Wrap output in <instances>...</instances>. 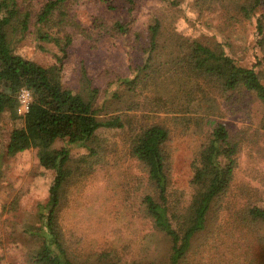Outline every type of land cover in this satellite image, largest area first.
<instances>
[{"label": "trees", "instance_id": "obj_1", "mask_svg": "<svg viewBox=\"0 0 264 264\" xmlns=\"http://www.w3.org/2000/svg\"><path fill=\"white\" fill-rule=\"evenodd\" d=\"M82 1L47 0L38 7L34 0H0V115L8 111L14 119L23 120L22 126L12 130L7 152L15 155L38 140L66 139L72 145H85L102 126L128 130L129 155L139 163L148 186L141 200L143 213L150 218L154 232L167 242L165 255L141 260L145 259L143 264H187L193 242L207 230L214 204L233 184L245 141L241 131H232L225 122L220 99L255 95L262 105L264 131V81L258 69L264 62L242 65L225 43H204L175 30L162 39L156 20L143 62L137 64L133 77L120 79L111 98L99 101L101 89L97 84L91 86L94 79L82 64L80 79L91 90L86 100L63 80V58L73 42L69 29L79 30L94 42L95 28L113 37L126 35L135 20L136 0H121L130 6V21L109 23L97 17L92 28L79 18L77 8ZM102 1L117 7L113 0ZM239 11L253 25L257 44L264 47V0H244ZM34 26L40 41L59 46L64 42L63 57L56 64L44 66L15 52V36L26 38ZM23 86L31 90L33 100L29 112L21 116L17 108ZM112 112L117 114L110 115L107 122L99 120L100 115ZM175 130L201 136L190 162L192 193L185 202L183 193L173 190L170 175L168 143ZM101 156V150L93 147L77 157L67 147L40 156V164L54 171V177L48 201L39 205L41 223L25 229L30 240H38L30 254L32 264H120L115 248L100 253L97 261L78 259L67 245L59 221L67 188L94 171ZM239 222L245 226L264 223V207L245 209ZM235 260L237 264H264V248Z\"/></svg>", "mask_w": 264, "mask_h": 264}, {"label": "rangeland", "instance_id": "obj_2", "mask_svg": "<svg viewBox=\"0 0 264 264\" xmlns=\"http://www.w3.org/2000/svg\"><path fill=\"white\" fill-rule=\"evenodd\" d=\"M34 1L40 7L47 0ZM113 1L116 8L108 7L102 0H83L77 8L79 18L88 27L97 17L109 23L118 19L130 21V6L121 0ZM202 1L136 0L135 20L128 25L130 31L113 37L95 28V42L70 28L73 42L68 56L63 58L65 84L89 99L90 87L80 79L84 63L94 79L91 86L97 84L101 89L99 101L111 98L120 79L133 77L137 64L143 62L156 20L160 21L162 39L175 30L204 43H225L242 65L264 62V47L257 44L253 25L239 11L244 0H213L203 6ZM32 29L24 39L15 36V52L44 66L56 64L63 57L64 42L61 46L42 42L36 27ZM258 69L264 81V63ZM220 105L229 128L241 131L245 141L238 155L233 184L214 204L207 230L193 242L187 264H237L235 257L264 248V223L245 226L239 222L245 209L264 207L262 105L253 94L232 97L229 101L220 99ZM115 114H102L99 120L107 122ZM22 125L23 120L14 119L8 111L0 115V264H32L30 254L38 246V240H30L25 229L41 223L39 205L48 201L54 177V171L44 168L39 158L63 147L69 148L73 157L87 153L89 147L101 150L103 155L94 171L67 188L61 206L59 221L66 243L77 258L92 257L97 261L98 255L109 248L117 250L120 264H143L145 259L141 258L145 256L150 255L151 259L165 255L167 242L154 232L141 207L148 186L139 163L129 155L125 137L128 130L102 126L85 145H72L66 139L38 140L31 148L9 155L11 132ZM200 142L198 134L175 130L168 143L172 188L183 193L184 202L192 193L190 162Z\"/></svg>", "mask_w": 264, "mask_h": 264}, {"label": "built area", "instance_id": "obj_3", "mask_svg": "<svg viewBox=\"0 0 264 264\" xmlns=\"http://www.w3.org/2000/svg\"><path fill=\"white\" fill-rule=\"evenodd\" d=\"M32 92L31 90L26 87L23 86L20 88L19 93H18V113L21 116L26 115L29 110H30V106L32 104Z\"/></svg>", "mask_w": 264, "mask_h": 264}]
</instances>
